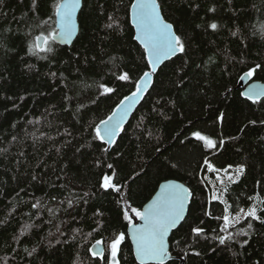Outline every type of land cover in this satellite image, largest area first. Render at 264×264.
I'll return each mask as SVG.
<instances>
[{
    "label": "trees",
    "instance_id": "16d2710c",
    "mask_svg": "<svg viewBox=\"0 0 264 264\" xmlns=\"http://www.w3.org/2000/svg\"><path fill=\"white\" fill-rule=\"evenodd\" d=\"M82 1L76 38L71 45L54 42L59 54L47 59L29 53L28 45L54 27L40 25L53 16L57 0L0 3V264H111V245L121 233L117 263L140 264L124 213L136 221L131 209L140 211L167 178L183 182L193 202L168 239L169 253L177 258L165 264H264V224L253 222L250 238L226 245L211 239L227 235L215 219L225 205L210 199L204 177L214 175L206 159L233 177L236 166L244 165L235 184L223 177L228 190L222 200L232 206L231 213L253 204L264 209L259 204L264 200V97L249 100L236 87L257 64L261 68L251 79L264 81V0H159L187 54L160 65L110 148L93 139L95 126L149 68L134 39L132 0ZM124 71L131 80L117 81L113 73ZM101 84L116 91L100 95ZM194 132L217 147L206 148ZM105 175L119 191L100 187ZM37 200L41 206L34 209ZM26 224L35 227L17 243L14 237ZM194 227H203L209 239L197 240ZM235 227L246 229L247 221ZM245 239L248 244L241 247ZM97 241L104 244L101 255L91 250ZM33 247L28 256L25 249Z\"/></svg>",
    "mask_w": 264,
    "mask_h": 264
},
{
    "label": "snow or ice",
    "instance_id": "6c2138e0",
    "mask_svg": "<svg viewBox=\"0 0 264 264\" xmlns=\"http://www.w3.org/2000/svg\"><path fill=\"white\" fill-rule=\"evenodd\" d=\"M2 2L3 0H0V3ZM80 8L81 0H57L53 14L54 18L50 16L48 20L43 21L40 25L41 28L48 25H54V27H51V30L47 31L46 34L42 33L37 35L34 41L28 45V52L33 55L43 53L42 59H47L49 54L52 56L58 55L59 53L53 48V43L58 41L61 44H70L72 42L77 33L76 14ZM209 11H213V9H209ZM130 12L131 22L136 33L134 39L142 46L145 54L143 58L147 61L146 67L150 71H143L138 81L135 82V89L130 95L124 96L119 104L116 105L111 115L106 120L100 121L99 125L95 126V136L93 139L99 140L108 146L115 145L117 143V137L122 131H125L124 122L126 117L133 106L142 100L144 94L149 91L152 77L157 73L158 66L167 60H171L178 53L187 54V45L184 38L173 30L172 23L166 22L162 15V4L159 0H133L130 6ZM112 19V17H109V20ZM108 27H112V24H109ZM209 27L215 30L218 25L211 23ZM261 34L264 35V32ZM197 67H200V65H197ZM260 68L261 65L257 64L255 67L250 68L245 75L251 77ZM52 75L55 76L56 74L52 73ZM113 75L120 82H129L131 80L128 71L120 74L113 73ZM99 87L102 88L100 95H108L116 91L113 87L104 84L99 85ZM261 95H264V90L257 91L255 85L247 93L248 98L253 100ZM218 119H223V115L218 117ZM68 135H71V133H68ZM193 136L197 141H203L204 146L208 149L217 147V144L212 139L202 135L200 132H194ZM13 139L15 140L16 137H13ZM223 143V140H221L220 144ZM204 165L210 172L218 173L222 171L221 169H216L207 159L204 161ZM108 168H113V164H108ZM245 171L244 165L236 166L234 177L228 175V180L232 184H235L245 174ZM32 179L36 180L37 177L34 175ZM257 183L259 184L260 182L258 181ZM100 187L105 191L109 189L119 191V188L113 182V178L108 175L103 177ZM227 190L225 187L221 195ZM84 195L88 196L89 194L85 193ZM249 199H252V197H249ZM212 200L219 201L225 205L223 215L217 216L215 219L222 221L219 232L227 233V235L217 234L211 237L212 240L218 241L220 245H226L228 242L234 241L237 237L241 236L250 238L254 227L253 222L264 224V215L259 214L264 212V209H260L257 204H253L246 209L240 208L235 215H232L230 212L232 206L226 200H222L216 194L213 195ZM192 202L193 193L187 187L182 184L167 182L160 185L159 192L143 208V211H139L136 208L131 209L135 219L142 223L134 224L133 218L127 212L124 213V219L128 221V226L132 229V240L135 242L136 257L140 261V264H165V260L168 258L169 234L173 229H177L181 225V222L185 220V212L191 211L189 205ZM61 203H64V201H61ZM67 203L69 208L73 206L71 199ZM85 203H87L86 200ZM259 204H264V200H260ZM38 206H41L39 200L31 205L34 209L38 208ZM48 211L51 212L52 210L48 209ZM201 211L204 216L212 217L210 211L204 209H201ZM241 221H247L246 229H236L235 226L240 224ZM201 224H203V221H201ZM32 227H35V225H24L19 236L14 237L16 242L19 243L20 236L25 235ZM229 229H235V231H229ZM191 233L197 240L203 238L207 241L209 239L207 235H203L205 233L203 227H194L191 229ZM122 240H124L123 233L111 245L113 264H116V253L118 245ZM57 242L59 243L60 241L58 240ZM99 243L97 241V244ZM239 243L243 247L248 244V239L240 241ZM35 251V247L30 251L25 249L28 256H32ZM194 254L196 256L201 255L200 252H195ZM93 255H98V253L93 251Z\"/></svg>",
    "mask_w": 264,
    "mask_h": 264
},
{
    "label": "water",
    "instance_id": "95a60500",
    "mask_svg": "<svg viewBox=\"0 0 264 264\" xmlns=\"http://www.w3.org/2000/svg\"><path fill=\"white\" fill-rule=\"evenodd\" d=\"M132 2H133V0H132ZM82 3H83V1L81 0V7H82ZM130 6H131V5H130ZM80 9H81V8H80ZM80 9H78L77 14H76V17H77V33H76V35L74 36L73 40L76 38V36H77V34H78V31H79L78 15H79V13H80ZM162 15H163V14H162ZM129 17H130V23H131V25H132V27H133L134 37H135V34H136V33H135V28H134V26H133V24H132V22H131V12H130V9H129ZM163 17H164V16H163ZM165 20H166V19H165ZM166 22L171 23V22H169L168 20H166ZM173 30H174V27H173ZM174 31H175V30H174ZM73 40H72V42H73ZM135 40H136V39H135ZM136 41H137V40H136ZM72 42H71V43H72ZM137 42H138V41H137ZM56 43H58V44H60V45H71V43H70V44H61V43H59L58 41H57ZM138 43H139V42H138ZM159 67H160V66H158V68H159ZM148 71H150V69H149ZM246 73H247V72H246ZM246 73H244V74L240 77V79L238 80V83H237L236 87L241 89V94H242L243 97L249 99L248 96H247L248 90H249L253 85L256 86L257 91L264 90V81H260V80H252L251 77H248V76L245 75ZM150 86H151V84H150ZM150 86H149V87H150ZM128 95H130V94H128ZM263 97H264V95H261V96L255 98V100H259V99H261V98H263ZM249 100H253V99H249ZM140 102H141V100H140L137 104H135V105L133 106L132 110L129 112L128 116L126 117L124 124L129 120V118H130L131 115L134 113L135 109L137 108V106H138V104H139ZM118 104H119V103H118ZM115 108H116V107H115ZM115 108H114V109H115ZM114 109H113V110H114ZM110 115H111V114H110ZM106 119H107V118H106ZM106 119H104V120H106ZM99 124H100V122L98 123V125H99ZM106 146H107V148H110V147H111V146H108V145H106ZM167 182L178 183V184H182V185H184L185 187H187L183 182H181V181H179V180H177V179H174V178H167V179L162 180V181L159 183V185H158L156 191L154 192V194L151 196V198H150L149 200H147V201L143 204V206H142V208H141V211H143V208H144L148 203H150L151 200H152V199L156 196V194L159 192L160 185H161V184H164V183H167ZM187 188H188V187H187ZM188 189H189V188H188ZM186 214H187V211L185 212V216H186ZM133 223H134V224H140V223H142V222L139 221V220H137V221H135V222H133ZM173 230H174V229H173ZM173 230H172V231H173ZM171 233H172V232H170L169 237H170ZM127 234H128L129 239H130V242H131V244H132L134 257H135V259L140 263V261H139V260L137 259V257H136V245H135V242L132 240V229H131L129 226L127 227ZM168 239H169V238H168ZM91 250H92V252L95 251V252L98 253V255H100V254H102L103 251H104V244L101 243V242H100L99 244H97V242H95L94 244H92V248H91ZM172 258H177V257H176V256H173V255H170V253H169V242H168V258H167L165 261H167V260H169V259H172Z\"/></svg>",
    "mask_w": 264,
    "mask_h": 264
},
{
    "label": "rangeland",
    "instance_id": "374dc122",
    "mask_svg": "<svg viewBox=\"0 0 264 264\" xmlns=\"http://www.w3.org/2000/svg\"><path fill=\"white\" fill-rule=\"evenodd\" d=\"M205 177V181L208 187V192H209V197L210 199H212L213 195L216 194L217 196H220V198L222 199L221 196V191L222 188L225 187V182H224V178H228L227 174H220L219 172H214V175H208V173H206V175H204ZM222 181V182H221ZM238 212V211H237ZM232 215H235V213H231ZM115 262L116 264V257H115ZM111 264H113V258H112V250H111Z\"/></svg>",
    "mask_w": 264,
    "mask_h": 264
}]
</instances>
